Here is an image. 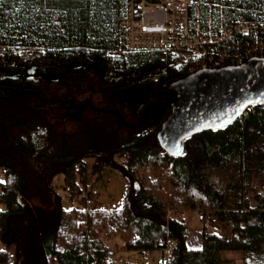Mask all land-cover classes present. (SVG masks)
Here are the masks:
<instances>
[{
    "label": "trees",
    "instance_id": "16d2710c",
    "mask_svg": "<svg viewBox=\"0 0 264 264\" xmlns=\"http://www.w3.org/2000/svg\"><path fill=\"white\" fill-rule=\"evenodd\" d=\"M123 10L124 0H0V264L9 251L16 264H110L113 252L166 241L170 264H219L222 250L264 264V102L185 137L179 154L157 139L172 80L218 55L264 56V0H192L189 30L197 22L210 41L181 61L112 53ZM99 92L137 103L124 113ZM110 169L123 181L119 205L87 207ZM168 210L198 211L219 229Z\"/></svg>",
    "mask_w": 264,
    "mask_h": 264
},
{
    "label": "water",
    "instance_id": "95a60500",
    "mask_svg": "<svg viewBox=\"0 0 264 264\" xmlns=\"http://www.w3.org/2000/svg\"><path fill=\"white\" fill-rule=\"evenodd\" d=\"M166 95L170 111L157 139L165 151L179 154L185 137L228 124L251 104L264 102V56L199 66L172 80Z\"/></svg>",
    "mask_w": 264,
    "mask_h": 264
},
{
    "label": "built area",
    "instance_id": "2783aa9c",
    "mask_svg": "<svg viewBox=\"0 0 264 264\" xmlns=\"http://www.w3.org/2000/svg\"><path fill=\"white\" fill-rule=\"evenodd\" d=\"M192 0H124L123 15L117 24L116 43L112 53L121 51L157 50L162 56L177 51L206 54L204 44L210 41L209 37L198 32L196 22L194 31L189 30L187 5ZM243 28H247L244 25ZM219 37H217L218 39ZM202 49V50H201ZM223 57L210 60L211 66L221 65ZM200 66H207L205 62ZM155 80V78H153ZM97 191L91 188L85 199L87 207H111L96 200ZM168 215L175 216L180 221H187L189 215L195 221H203L210 231L217 232L216 224L210 223L202 213L193 211L188 213L180 211ZM172 242L166 241L160 248V264H170ZM122 261L121 255L115 257L110 264H118ZM5 264H16L14 254L9 251Z\"/></svg>",
    "mask_w": 264,
    "mask_h": 264
},
{
    "label": "rangeland",
    "instance_id": "374dc122",
    "mask_svg": "<svg viewBox=\"0 0 264 264\" xmlns=\"http://www.w3.org/2000/svg\"><path fill=\"white\" fill-rule=\"evenodd\" d=\"M31 52H33V49L25 50V53H31ZM172 54L176 57L177 61H181L183 60V58L188 57V56L190 57L196 56L195 53L192 54L188 51H177ZM106 96L107 95H104L102 92H99V96L97 97L99 101H105V103L109 101V103L111 104L110 106H115L124 113H131V111L135 108L136 103H137V99H132L125 95L119 94V92H118V96L116 97L115 96L106 97ZM53 187L59 193L62 205L67 207L69 205V200L67 198V195H66L63 183H62L61 175H57L53 177ZM92 188L96 189L97 191L96 200L98 202L102 204H109L111 207H116L119 205L120 196L123 190V181L117 171L112 170V169L108 170L106 175L101 180H98L92 184ZM189 217L190 218L187 221V222H190L189 225L195 224V227H197L198 225L197 221H194L193 223L192 216H189ZM107 242L109 243V241ZM232 251L234 250H223V252H221L222 258L219 264H242L241 254H240L241 252L239 251L232 252ZM120 252H121V259L123 260V262L122 261L121 262L123 264L127 263L129 259L134 260L133 262H131V264H148L146 262L147 261L146 257H143L142 255L143 252H141L142 254L134 250H123ZM114 253H112L113 260L115 259V257L119 256L118 251L117 253L116 252ZM121 262L118 264H122Z\"/></svg>",
    "mask_w": 264,
    "mask_h": 264
},
{
    "label": "crops",
    "instance_id": "0c3cea01",
    "mask_svg": "<svg viewBox=\"0 0 264 264\" xmlns=\"http://www.w3.org/2000/svg\"><path fill=\"white\" fill-rule=\"evenodd\" d=\"M0 209H1V205H0ZM192 221V220H191ZM193 223H194V220L192 221ZM188 224H190V222H188ZM190 227H195V224L193 225V224H191V225H189ZM0 248H3V244H2V242L0 241ZM236 250H234V251H232V252H235ZM221 252H223V250L222 251H220V258H222L221 257ZM230 252V251H229ZM240 252V251H239ZM114 253V252H113ZM117 253V252H116ZM144 253H146V252H143V257H146V259H147V263L148 264H151V263H153V264H158L159 263V261H160V258H161V253H160V251L159 250H156V251H152V252H147L146 254H144ZM115 254V253H114ZM119 254L121 255V252H119ZM241 254V253H240ZM134 260L133 259H129L128 261H127V263H129V264H131V262H133ZM122 262H123V260H122ZM121 262V263H122ZM127 263H125V264H127ZM220 263V262H219ZM90 264H94L93 262H91ZM123 264V263H122Z\"/></svg>",
    "mask_w": 264,
    "mask_h": 264
}]
</instances>
